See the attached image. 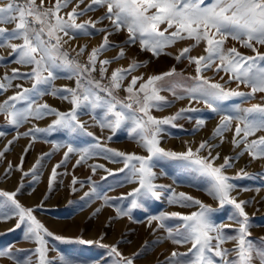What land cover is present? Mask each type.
Listing matches in <instances>:
<instances>
[{
  "label": "snow or ice",
  "instance_id": "snow-or-ice-1",
  "mask_svg": "<svg viewBox=\"0 0 264 264\" xmlns=\"http://www.w3.org/2000/svg\"><path fill=\"white\" fill-rule=\"evenodd\" d=\"M71 6V10H68ZM102 10L97 19L89 17L86 21L78 20L90 12ZM105 20L109 25L97 27ZM0 25H12L11 28L0 26V47L10 49L8 55L11 62L30 66L28 72H21L13 68L11 75L5 73L0 81V93L10 89L12 81L16 79L30 83V87L16 84V91L6 99L0 101V114L5 118L9 127L17 130L16 136L8 141L0 157H4L9 146L21 136L30 137V144L24 149L27 154L31 144L42 136L54 133H64L68 138L65 143H53L54 151L66 148L63 159L52 168L48 181L51 189L57 176V169L65 164L70 154H77L74 165L80 166L95 155H103L104 159L113 163H122L123 167L115 172L125 173L128 183L136 187L120 197L102 196L104 205L113 207V200L129 199L126 208L116 207L118 218L132 219L133 210H144L145 201L160 199L162 190L167 186L156 183L158 173L154 170L159 160H169L177 163L183 169L201 179L203 190L217 202V207L205 204L184 192L176 193L170 189L168 202L179 204L181 207L196 206L197 210L189 214L179 212L161 213L151 216L152 221H159V228H165V220L175 218L180 221L174 227H167L168 238L174 245L186 246L185 252L171 251L165 258L164 264H264V237L258 240L251 238L252 224L245 206L246 200H239L232 195L234 191L250 189L243 188L234 181L252 179L254 174L243 168L234 175L228 174V169L234 166L236 158L224 156L222 163L220 152L214 150L218 145L211 143V139L220 138L224 142V133L233 131L231 145L239 148L243 145L239 155L247 153L252 160H264V0H7L0 6ZM126 32L127 39L123 46L110 40L113 33ZM103 33L101 43L87 50V45H77V57L87 52V62L80 63L70 58L63 50L64 44H69L78 36H92ZM67 38V39H65ZM231 39L240 47L249 49L252 55L238 50L236 46L225 47ZM191 40L194 43L182 48L174 56L177 63L188 61L194 66L195 75L185 76L183 71L177 72L174 65L168 71L144 78L143 75L131 76L126 87L124 80L147 62L133 59L128 67L119 66L107 75L113 62L124 59L125 48L139 44L141 51L150 52L159 58L161 55H172L165 50L178 41ZM16 41V42H13ZM204 44L203 55H190L193 47ZM119 47V52L112 59L100 57L107 51ZM4 60L0 57V63ZM212 70L220 75V81L204 75ZM98 71L100 79L93 73ZM60 73H64L61 77ZM227 76V80H225ZM178 77V79H174ZM59 78L75 80V87L63 86L56 88L54 81ZM107 79V83H102ZM235 83L236 87L227 85ZM243 86L248 91H241ZM123 87L127 93L125 99L118 97ZM168 91L177 100L188 99V106L179 109L170 116L157 118L152 110H162L171 106V102L160 93ZM261 95L260 103H253L249 107H242L241 103L228 105L227 102L239 99L242 103ZM44 95H52L67 101L71 107L67 111H60L48 103L40 104L38 99ZM193 102L203 104L209 111L220 116L219 123L209 140H203L193 149L188 146L184 151L166 150L161 147V139L167 133L168 127L182 128L176 122L186 119L195 120L194 131L202 128L204 118L194 117L191 113L201 111L193 107ZM97 110H102L98 113ZM88 114L91 121L98 125L101 131L108 130L111 134L106 137L111 141L119 130L127 126L129 137L144 149V155L125 153L103 146L100 137L88 131V122L81 120V115ZM47 116H54L46 127L33 125L21 133L18 129L31 120H41ZM235 122L234 130L232 128ZM168 126V127H166ZM6 133L0 131V137ZM78 136L92 137L93 144L77 146L75 138ZM52 153H44L37 158L32 168L23 171L24 155L16 169L22 172V179L30 173L35 176L45 157ZM91 171L104 169L108 176L115 175L111 169L103 164L91 165ZM13 169L9 162L6 174ZM264 174V173H262ZM163 175V172L159 173ZM102 180L106 177H101ZM89 192L84 197L97 194L95 182L88 178ZM77 183L84 187L82 181L73 177L72 185ZM22 186V185H21ZM73 191L77 189L72 188ZM20 191L0 190V223L9 219H16L13 229L24 228L23 239L33 242L36 247L26 251L29 254L20 259L12 249L0 250V256H7L14 264H57L49 259L46 237L65 241V238L53 234L33 214L35 209L23 206L17 197ZM258 192L259 189H256ZM226 206H231L228 215L230 223H217L214 216ZM43 207V203L38 205ZM97 208L93 215L99 213ZM230 229L231 232L226 231ZM231 241L232 247L225 248L224 244ZM80 244L93 245L107 249L111 264H134V257L124 256L116 245L103 244L99 240L78 239ZM36 259L33 260L32 257ZM59 264H76V262L58 257Z\"/></svg>",
  "mask_w": 264,
  "mask_h": 264
},
{
  "label": "rangeland",
  "instance_id": "rangeland-1",
  "mask_svg": "<svg viewBox=\"0 0 264 264\" xmlns=\"http://www.w3.org/2000/svg\"><path fill=\"white\" fill-rule=\"evenodd\" d=\"M39 2V0H37ZM53 0H48V3ZM7 3V0H0V6ZM68 10H71V6ZM102 14V10L90 12L87 15L81 17L78 22L86 21L91 17L97 19ZM109 25V21L105 20L97 27H105ZM3 27L11 28L12 25H0ZM67 39V38H65ZM103 39V33L94 34L92 36H78L77 39L72 40L69 44L63 45V50L69 53L70 58L77 59L80 63L87 62V52L83 56L77 57L76 51H73L77 45H87V50L98 46ZM127 39L126 32L113 33L110 40L120 46H123L124 41ZM16 42V41H13ZM194 42L191 40L178 41L175 45L167 48L165 51L172 53V55H161L159 58L152 56L150 52L141 51L139 44L128 46L125 48L126 56L124 59L113 62L109 67L107 75L109 76L111 71L119 66L128 67L130 62L135 59L138 62H147L145 66L137 69L131 75H129L123 82V87H126L131 80V76L143 75L145 79L148 76L154 74H160L168 71L174 65L177 68V72L183 71L185 76L195 75L194 66H189L187 60H183L181 63H177L174 56L179 51ZM236 46L239 51L244 54L252 55L249 49L240 47V45L229 39L225 47L229 48ZM204 44L201 43L198 46L193 47L190 55L199 56L205 54ZM10 49L6 47H0V57L4 60L0 63V81L5 73L11 75L13 68H19L21 72H28L31 70L30 66H21L12 63V57L8 55ZM261 52H264V47L260 48ZM119 52V47L113 48L105 52L100 59L108 58L112 59ZM209 77H213L214 81H220V75H215L212 70L204 73ZM63 77L64 73H60ZM96 79H100L98 71L93 73ZM174 79H178L175 77ZM227 80V76H225ZM102 83H107L106 79ZM16 84H23L24 87H30V83L20 79L12 81V87L6 92L0 93V101L13 94L17 89ZM56 88L63 86L75 87V80H68L65 78H59L54 81ZM228 87L235 88L236 84L233 82ZM123 87L118 92V97L123 100L122 93H126ZM241 91H248L243 86ZM121 92V93H120ZM165 96L168 101L171 102V106L164 107L162 110H152V115L157 118L170 116L177 112L179 109L188 106L189 100H177L168 91H162L160 93ZM261 95L256 94L254 98L247 102H241L239 99H233L228 103H241L242 107H249L253 103L261 102ZM38 103H48L51 107L60 111H67L71 105L64 100H61L52 95H44L38 99ZM193 107H198L201 111L191 113L194 117L204 118L206 123L198 131H194L195 120L189 122L186 119H180L176 123L183 125L182 128L168 127L167 133L163 135L161 139V147L166 150L184 151L188 146L195 149L199 143L203 140H209L212 137L213 131L219 123L220 116L216 113L209 111L202 103L196 104L193 102ZM98 113L102 110H97ZM54 116H47L41 120H31L23 124L18 131L23 133L31 128L34 124L41 128L46 127ZM81 120L88 122V131L92 132L94 136L100 137V142L103 146L123 151L125 153H136L140 155L146 154L134 139L129 137L127 126L122 128L113 136L111 141H108L106 137L111 133L108 130L101 131L98 125H95L91 121V116L88 114L81 115ZM235 122H233L232 128L234 130ZM0 131H4L6 135L0 137V151H4L5 146L9 140H12L17 134V130L9 127L5 118L0 114ZM258 135H264V133H257ZM233 131L224 133V142L220 143V138L211 139V143L218 145L215 148L213 154L216 151L220 152L221 160L216 163H222L224 156H232L236 158L234 160V166L228 169L229 175H234L238 170L244 169L245 171L254 174L252 179H243L234 181V183L240 186V189L248 188L250 190L243 191L237 190L232 193L234 197L239 200H246L249 203L245 206L246 212L249 214L252 224L251 238L258 240L260 237H264V160H252L251 157L245 153L239 155L243 148L241 145L239 148H235L231 145ZM67 137L64 133H54L49 136L41 137L31 144L27 154H24V149L30 144V137L21 136L18 140L9 146L8 151L4 157H0V190L3 191H15L18 187L20 191L17 193L18 201L25 207L34 208V215L36 218L44 224L48 230L53 232L54 236L59 235L65 238V241L56 240L54 237H46L47 247L49 249L47 256L49 259L56 260L59 264L58 257L64 256L70 259L76 264H111V258L108 256L107 249L101 248L96 244L87 245L80 244L76 241L78 239L85 240H99L103 244L116 245L118 250L126 257H133V254H137L134 257V264H164L165 258L169 256L171 251L177 250L179 252H185L186 246L174 245L168 238L167 227H174L180 223L178 219L170 218L163 223L165 228H159V221H152L151 227H149V219L151 216L159 215L161 213L179 212L182 214H189L192 211H196L197 207H181L179 204H170L168 202L171 194L170 189L174 190L177 194L184 192L196 199L201 200L205 204H209L212 207H217V202L214 201L203 190L204 185L201 179L195 177L189 171L183 169L177 163L169 160H159L156 162V168L154 169L158 173L156 183L167 186L162 190L160 199H149L145 201L144 210H133L132 219L128 217L118 218L116 215V207L126 208L129 205V199L113 200L111 203L113 207L103 206L104 201L102 196L108 197H120L126 196L132 188L136 187L134 183H128L126 181L125 173L115 172L116 169L122 168V163H113L104 159L103 155H95L91 159L82 163L80 166L75 167L76 160L79 158L77 154H70L67 162L57 169V176L53 181L51 189L48 187V181L54 165L60 163L63 159L64 151L66 148L61 147L58 151H54L53 143H65ZM95 143L92 137L78 136L75 138V144L77 146H86ZM44 153H52L51 156L45 157L42 161V165L37 169L35 176L29 174L22 179V172L16 169V165L20 163V158L24 155L23 171L28 172L37 158ZM9 162H11L13 169L10 173L6 174V169ZM103 164L105 168L111 169L115 172V175L108 176L104 169H97L93 174L91 171V165ZM163 172V175L159 173ZM73 177L78 181L84 183V187L81 188L77 183L72 185ZM95 182L97 187V194H93L89 197H84L85 192H89L88 178ZM101 177H106L102 180ZM22 185V186H21ZM75 187L77 190L73 191ZM256 189H259L257 192ZM43 203V207H38ZM100 208L101 211L95 215L96 209ZM232 211L231 206H226L223 210L217 212L214 219L217 223H230L228 215ZM16 224V219H9L7 222L0 223V250L12 249L16 252L20 259H23L29 253L26 251L17 250H30L34 249L36 245L33 242L25 241L24 228L13 229ZM74 226V227H73ZM231 232L230 229L226 230ZM232 242L229 241L224 244L225 248H231ZM36 259L35 256L32 257ZM0 264H14V261L7 256H0Z\"/></svg>",
  "mask_w": 264,
  "mask_h": 264
},
{
  "label": "built area",
  "instance_id": "built-area-1",
  "mask_svg": "<svg viewBox=\"0 0 264 264\" xmlns=\"http://www.w3.org/2000/svg\"><path fill=\"white\" fill-rule=\"evenodd\" d=\"M109 76H110V75H109ZM94 77H95V76H94ZM95 78H96V77H95ZM106 82H108L107 79H106ZM122 96H123V98L125 99V97L127 96V93H126V94H123Z\"/></svg>",
  "mask_w": 264,
  "mask_h": 264
},
{
  "label": "crops",
  "instance_id": "crops-1",
  "mask_svg": "<svg viewBox=\"0 0 264 264\" xmlns=\"http://www.w3.org/2000/svg\"><path fill=\"white\" fill-rule=\"evenodd\" d=\"M121 93V92H120ZM124 94H126V93H124ZM122 95H123V93H122Z\"/></svg>",
  "mask_w": 264,
  "mask_h": 264
},
{
  "label": "bare ground",
  "instance_id": "bare-ground-1",
  "mask_svg": "<svg viewBox=\"0 0 264 264\" xmlns=\"http://www.w3.org/2000/svg\"><path fill=\"white\" fill-rule=\"evenodd\" d=\"M74 227V226H73Z\"/></svg>",
  "mask_w": 264,
  "mask_h": 264
}]
</instances>
